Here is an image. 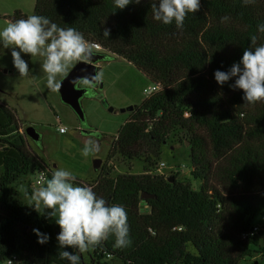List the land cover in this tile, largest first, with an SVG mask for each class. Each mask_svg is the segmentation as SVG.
Here are the masks:
<instances>
[{
	"label": "trees",
	"instance_id": "16d2710c",
	"mask_svg": "<svg viewBox=\"0 0 264 264\" xmlns=\"http://www.w3.org/2000/svg\"><path fill=\"white\" fill-rule=\"evenodd\" d=\"M152 3L158 0L117 9L114 0H36L33 15L76 29L163 85L131 112L109 158L119 153L155 166L163 145L182 131L179 141L190 143L199 189L176 172L114 175L103 164L97 180L76 178L97 197L124 207L131 240L115 248L110 236L87 252V263L75 246L59 248L55 219L17 194L22 176L46 172L50 179L53 170L29 145L17 110L0 102V264H72L62 251L79 254L80 264H240L264 255V223L257 222L264 217V102L244 103L242 90L231 87L235 78L221 86L214 75L254 47L251 36L264 43V0H201L182 29L156 21ZM27 17L16 11L12 21ZM34 228L49 235L47 243H38Z\"/></svg>",
	"mask_w": 264,
	"mask_h": 264
},
{
	"label": "rangeland",
	"instance_id": "374dc122",
	"mask_svg": "<svg viewBox=\"0 0 264 264\" xmlns=\"http://www.w3.org/2000/svg\"><path fill=\"white\" fill-rule=\"evenodd\" d=\"M35 5L36 0H0V30L13 22L16 11L33 15ZM11 50L4 49L0 41V102L17 110L22 120V131L28 124L40 130L41 141L37 143L27 137L28 143L53 172L57 168H64L77 179L91 182L102 173L94 167V160L98 158L112 169L114 175L146 172L147 164L141 160H130L119 153L110 159L109 155L115 137L131 115L132 110L127 108L137 107L146 99L144 88L153 84L150 77L127 59L108 54L107 59L98 64V75L103 87H88L82 98L86 115L83 123L75 110L62 100L59 91H52L48 87L47 75L41 67L43 58L32 60L30 54L22 52L21 57L29 64V74L21 77L13 67ZM64 77L57 76V79L61 81ZM102 98L113 110L104 105ZM61 125L67 127V132L59 131ZM179 133L183 134L182 131L175 133L172 140L163 145L161 160L166 163L164 174L178 171L180 180H188L195 189H199L200 180L192 175L190 143L180 142ZM84 148H98V151L85 157L81 154ZM37 179L38 172H34L22 176L15 184L17 194L27 204L30 203L31 189L46 185V182L38 184ZM257 222L264 223V217H259ZM257 255L245 258L240 264H264V255ZM83 256L85 262L90 263L87 252ZM114 264L122 262L116 259Z\"/></svg>",
	"mask_w": 264,
	"mask_h": 264
},
{
	"label": "clouds",
	"instance_id": "9594fccd",
	"mask_svg": "<svg viewBox=\"0 0 264 264\" xmlns=\"http://www.w3.org/2000/svg\"><path fill=\"white\" fill-rule=\"evenodd\" d=\"M139 4L141 0H114L117 9H124L131 3ZM254 3L255 0H246ZM153 18L166 25L173 21L178 29H182L189 13H197L201 8V0H158L151 4ZM264 32V24L259 25ZM104 34L110 35L105 29ZM252 46L247 47L239 62L233 63L228 71H215V80L221 86L235 78L233 89L242 90L244 103L256 104L264 102V43L257 45V37L251 36ZM0 41L4 49L11 48L13 67L19 76L29 74V64L21 57V53L30 54L32 60L42 59V71L47 75V85L52 91L60 88L57 76H66L75 62L87 60L94 53V45L89 44L79 31L74 28H62L42 15H31L26 19L10 22L0 30ZM18 49V50H17ZM95 77L94 79H98ZM88 78H77L75 84L87 85ZM63 132V129H60ZM98 151L84 148L81 154L87 157ZM76 177L64 168H57L46 181L45 186L34 188L28 204L35 211L55 219L60 232L56 239L59 248L75 246L78 253H85L100 246L110 236L115 237L113 247H127L129 226L127 213L119 204H109L104 198L97 197L89 186H80ZM27 194V193H26ZM45 210H48L45 213ZM38 243L45 244L49 235L34 228ZM62 259L72 264H80L81 256L68 251L60 252Z\"/></svg>",
	"mask_w": 264,
	"mask_h": 264
},
{
	"label": "water",
	"instance_id": "95a60500",
	"mask_svg": "<svg viewBox=\"0 0 264 264\" xmlns=\"http://www.w3.org/2000/svg\"><path fill=\"white\" fill-rule=\"evenodd\" d=\"M93 55L88 58L87 60H82L77 62L72 69L67 73V75L60 81V88L59 93L61 95L62 100L70 105L77 115L79 116L81 122L86 121V115L85 111L82 106V98L88 91V87H79V84L73 83V81L77 78H88L92 84H97L99 82L98 79H94L95 77H99V66L97 65V62L100 60H106L108 53L107 52H99L93 50ZM100 88L103 87V82H100ZM102 102L105 106H109L107 101L102 98ZM109 108L113 110V107ZM135 106H130L127 108V110H134ZM125 111V109H124ZM87 132V130H85ZM25 133L28 138H32L37 143H39V140L41 139V134L37 131L36 127L32 124L27 125L25 127ZM167 143V142H166ZM165 143V144H166ZM188 143V142H187ZM103 160L102 159H95L94 160V167L99 170L102 166ZM169 181H174L173 176H170ZM142 196L144 198L152 197L154 195L148 194L146 192L142 193Z\"/></svg>",
	"mask_w": 264,
	"mask_h": 264
},
{
	"label": "built area",
	"instance_id": "2783aa9c",
	"mask_svg": "<svg viewBox=\"0 0 264 264\" xmlns=\"http://www.w3.org/2000/svg\"><path fill=\"white\" fill-rule=\"evenodd\" d=\"M89 44L94 45V50L95 51H103V46L101 43L97 42H89ZM163 85L160 82H153L152 85H149L148 87L144 88V93L146 94V99L150 98L153 94L157 93L162 89ZM59 131L60 129H63V133L67 132V127L64 125H61L58 127ZM166 166V163L164 161L159 162L155 166H148L145 170L147 173H160L164 174V167ZM47 173L46 172H41L38 175L37 183L38 184H43L47 181ZM258 229V228H256ZM12 260L8 261V264H11Z\"/></svg>",
	"mask_w": 264,
	"mask_h": 264
},
{
	"label": "flooded vegetation",
	"instance_id": "af4514ba",
	"mask_svg": "<svg viewBox=\"0 0 264 264\" xmlns=\"http://www.w3.org/2000/svg\"><path fill=\"white\" fill-rule=\"evenodd\" d=\"M93 50H94V49H93ZM94 51H95V50H94ZM99 52H102V53H103L104 51H99ZM101 61H104V60H100V61H98V62H97V65H98L99 62H101ZM100 82H101V81H100V79H99V82H98L97 84H95V85L92 84V83H89V84H87V85L79 84L78 86H79V87H90V86L100 87V86H99V85H100ZM28 125H30V124H28ZM36 129H37V128H36ZM37 131L41 134L40 130L37 129ZM41 139H42V134H41ZM41 139L39 140V142L41 141Z\"/></svg>",
	"mask_w": 264,
	"mask_h": 264
},
{
	"label": "crops",
	"instance_id": "0c3cea01",
	"mask_svg": "<svg viewBox=\"0 0 264 264\" xmlns=\"http://www.w3.org/2000/svg\"><path fill=\"white\" fill-rule=\"evenodd\" d=\"M103 165H105V163H103ZM171 172H173V171H171ZM174 172H176L177 174L179 173L178 171H174ZM100 175H101V174H100ZM99 177H100V176H99ZM99 177H98V178H99ZM98 178H97V179H98ZM97 179H95V180H97Z\"/></svg>",
	"mask_w": 264,
	"mask_h": 264
}]
</instances>
